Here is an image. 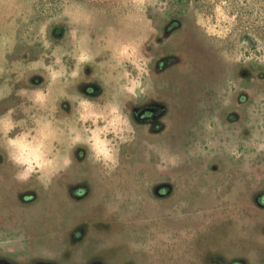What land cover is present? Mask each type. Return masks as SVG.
<instances>
[{
  "label": "flooded vegetation",
  "instance_id": "obj_1",
  "mask_svg": "<svg viewBox=\"0 0 264 264\" xmlns=\"http://www.w3.org/2000/svg\"><path fill=\"white\" fill-rule=\"evenodd\" d=\"M146 21L155 29L141 49V54L150 59L145 77L148 87L137 98L121 97L125 111H130L136 139L121 146L119 166L111 173L103 170L105 174L97 176V172L103 171L91 161L86 149L78 147L71 167L55 177L49 188H44L48 200L40 201L34 189L42 185L33 183L36 179L16 181V169L0 146V179L6 184L0 188V230L6 224L11 225V231L16 230L17 224L27 226L28 218L40 208V215L45 217L44 229L41 227L35 233L33 241L37 247V243L48 245L53 235L45 226L57 220L58 210L63 209L62 215L72 221L63 225V235L59 236L62 243L56 247L60 261L73 264L75 252L91 234V226L109 228L95 217L82 222L86 199L103 181H119L125 187H136L139 194L134 198L142 205L141 211L134 210L136 215L127 236L139 240L148 230L192 227L204 218L218 215L216 219L224 225L226 238L239 235V223L254 225L246 229L249 236L252 230L253 237L241 243L242 252L231 251L236 258L230 264H264V150H257L264 144V68L244 61L228 66L223 57L205 54L191 36L193 32L183 16L177 13L168 11L155 18L146 14L141 30L97 32L96 48L92 47L94 53H99L97 60L85 66L78 80L64 88L60 85L68 99L59 97L56 117L74 121L75 100L80 94L98 104L111 98L114 86L105 85V74L112 62L111 48L122 39L140 35ZM67 33L62 25L52 26L54 40L64 42ZM24 74L29 88H45L48 84L41 72ZM58 91L52 92V98L58 96ZM8 99H12L16 113V93L5 101L0 99V113ZM22 105L26 106L25 97ZM171 142L177 149L188 147V167L170 170L159 165L161 151ZM149 144L155 149L150 150ZM233 148L236 155L231 154ZM61 186L67 199L57 201L58 196L52 193ZM137 203L134 201L131 206ZM169 208L186 209L185 216L166 221L160 214ZM120 209L126 211L125 206ZM113 219L119 220L120 214L114 212ZM252 238L263 240L262 249L252 248ZM35 245L17 254L0 249V264H51L53 260L41 254Z\"/></svg>",
  "mask_w": 264,
  "mask_h": 264
},
{
  "label": "clouds",
  "instance_id": "obj_2",
  "mask_svg": "<svg viewBox=\"0 0 264 264\" xmlns=\"http://www.w3.org/2000/svg\"><path fill=\"white\" fill-rule=\"evenodd\" d=\"M139 7L142 11L144 4L141 2ZM217 13L219 17L215 24L209 18L201 16H197L196 23L205 29L207 35L223 39L228 35L235 17L229 18L219 9ZM59 16L72 26V48H52L51 43L43 39V48L51 51H46L42 58L22 66V69L37 75L42 70L47 74V87L19 90L18 94L28 102L22 110V118H15L14 108L0 113V146L16 169L14 179L26 182L35 177L45 189L51 186L55 177L71 167L74 150L78 147L86 149L91 161L100 165L107 173L119 166L121 146L136 139L130 111H125L121 97L125 100L137 98L147 90L145 77L148 75L150 59L141 54V49L148 42L149 34L155 32L151 22L146 21L145 31L140 35L117 42L111 48L112 62L105 74V85L112 84L115 89L111 98L98 104L94 99L80 94L75 100L74 121H61L56 117L58 99L63 97L67 100L68 93L62 88L58 91V96L52 98V87L58 83L67 86L69 82L78 80L84 73L85 66L96 62L99 53L91 50L88 33L82 31L93 23V12L72 0L62 7ZM41 33H44V27L41 28ZM12 43L14 45V41ZM49 57L51 61L46 63L45 60ZM66 57H70L73 62L71 69L65 63ZM235 59L239 61L241 57L237 55ZM22 77L23 70L18 73L17 79ZM11 94L10 86L0 87V99ZM147 147L155 149L154 145L149 144ZM257 150H264V144L259 145ZM231 154H237L235 148ZM160 160L161 166H175L178 162L174 155L161 154ZM22 240V236L17 238L18 242Z\"/></svg>",
  "mask_w": 264,
  "mask_h": 264
},
{
  "label": "rangeland",
  "instance_id": "obj_3",
  "mask_svg": "<svg viewBox=\"0 0 264 264\" xmlns=\"http://www.w3.org/2000/svg\"><path fill=\"white\" fill-rule=\"evenodd\" d=\"M70 2L72 0H0V87L8 85L12 88V94L7 98L16 93V119L23 117L22 110L28 104L26 100V106L22 105L24 97L18 94L19 90H32V88L27 87L24 74L30 71L22 69V66L42 58L46 51H51V49L46 50L43 48L42 40L47 39L52 48L59 47L61 50H70L73 46L74 41L70 34L72 26L59 16L62 7ZM76 2L83 4L94 14L93 23L86 29H82V31L88 33V44L91 50L92 47L96 46L97 32L102 29H107V31L113 29L116 34L127 30L128 32L130 30L132 32L141 30L143 18L146 14L153 15L155 18L162 17L168 11H171L183 16V19L191 28V33L193 32L191 36L195 37V42L201 45L205 54L223 57L228 66L244 61L264 68V0H76ZM141 2L144 4L142 11L139 7ZM217 9L229 18L235 17L228 35L223 39L207 35L205 29L196 23L197 16H201L209 18L215 24L219 17ZM54 24L64 26L68 32V37L65 38L64 42L54 40L51 36V29ZM42 27H44L43 34L41 33ZM237 55L241 57L239 61L235 59ZM50 61V57L45 60L46 63ZM65 63L71 69L73 62L70 57L65 58ZM21 70H23V77L17 79ZM40 72L47 79V74L42 70ZM60 85L61 83L54 85L52 92L60 90L62 87ZM7 98L2 100L5 101ZM9 108L15 109L12 99H8L3 104L2 113ZM33 111H36V109L33 108ZM161 154L177 157L178 162L175 166L164 165V168L170 170L188 167L191 163L186 145L177 149L173 142L166 143ZM159 165H161L160 159ZM96 167L102 171L104 170L98 164H96ZM104 171L97 172L96 175L103 176ZM2 174L3 171L0 170V175ZM33 179L36 178L33 177L30 180ZM33 183L39 182L36 179ZM5 185V182L0 179V188ZM34 191H36L38 200H48L45 198L46 191L44 187L38 186ZM53 192L54 197L60 195L58 188L57 191ZM0 195H2L1 192ZM41 211L42 209L38 208L28 218L27 226L17 224L14 231L9 230L11 225L1 226L0 249L9 254L12 252L17 254L30 245L34 246L36 243L33 241L35 233L41 230V227L44 229L43 220L45 217L43 218L40 215ZM185 213L186 209L183 208H169L164 210V214L160 215L166 221H172L174 218H182ZM153 217H158V215ZM45 229H47V232L52 233L55 229L53 220L51 223L48 222ZM21 236L23 240L18 242L17 238ZM6 241H11V243H6ZM37 245L39 247L35 246L40 252L46 249L44 244L37 243Z\"/></svg>",
  "mask_w": 264,
  "mask_h": 264
},
{
  "label": "water",
  "instance_id": "obj_4",
  "mask_svg": "<svg viewBox=\"0 0 264 264\" xmlns=\"http://www.w3.org/2000/svg\"><path fill=\"white\" fill-rule=\"evenodd\" d=\"M59 191L57 201L67 199L62 186ZM138 194L136 187H125V183L119 181L118 184L103 181L92 189L90 197L86 199V213L82 222L95 217L109 228L104 230L91 226V234L75 252L73 264H230L236 258L231 255V251L242 252L241 243L253 237L252 230L251 236L246 231L247 228H253L252 223H239V235L224 237L225 227L216 219L219 217L217 215L212 219L208 216V219L204 218L192 227L169 226L163 231L148 230L143 238L137 240L127 236V233L135 211L142 209L139 199L134 198ZM134 201L138 202L137 205L131 206ZM121 205L125 206V212H121ZM148 208L150 212L151 205ZM58 211V219L53 222V238L46 249L40 252L53 260L51 264H63L56 246L62 243L59 236L63 235L62 227L69 221V216L62 215L63 209ZM114 212L120 214L119 220L113 219ZM250 241L252 248L262 249V239L252 238Z\"/></svg>",
  "mask_w": 264,
  "mask_h": 264
}]
</instances>
